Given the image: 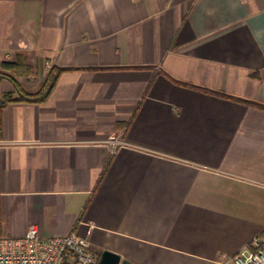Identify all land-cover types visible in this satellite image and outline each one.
Masks as SVG:
<instances>
[{
  "label": "crops",
  "instance_id": "1",
  "mask_svg": "<svg viewBox=\"0 0 264 264\" xmlns=\"http://www.w3.org/2000/svg\"><path fill=\"white\" fill-rule=\"evenodd\" d=\"M88 223L133 264L264 248V0H0V238Z\"/></svg>",
  "mask_w": 264,
  "mask_h": 264
},
{
  "label": "built area",
  "instance_id": "2",
  "mask_svg": "<svg viewBox=\"0 0 264 264\" xmlns=\"http://www.w3.org/2000/svg\"><path fill=\"white\" fill-rule=\"evenodd\" d=\"M93 230V223H88L86 237L76 233L43 237L33 226L22 238H0V264H99L101 257L91 243ZM219 263L264 264V248L255 239L235 255H220Z\"/></svg>",
  "mask_w": 264,
  "mask_h": 264
},
{
  "label": "water",
  "instance_id": "3",
  "mask_svg": "<svg viewBox=\"0 0 264 264\" xmlns=\"http://www.w3.org/2000/svg\"><path fill=\"white\" fill-rule=\"evenodd\" d=\"M99 264H133L128 260H122V258L112 252L105 251L101 255Z\"/></svg>",
  "mask_w": 264,
  "mask_h": 264
},
{
  "label": "trees",
  "instance_id": "4",
  "mask_svg": "<svg viewBox=\"0 0 264 264\" xmlns=\"http://www.w3.org/2000/svg\"><path fill=\"white\" fill-rule=\"evenodd\" d=\"M14 66H18V65H14ZM55 70H57V75L54 73V71L51 73V75H49L50 77H49L48 84L46 85V91H45L44 98H43L44 100H46L48 96L51 94L53 88L55 87L56 79L59 76V74L64 71L60 69H55Z\"/></svg>",
  "mask_w": 264,
  "mask_h": 264
}]
</instances>
